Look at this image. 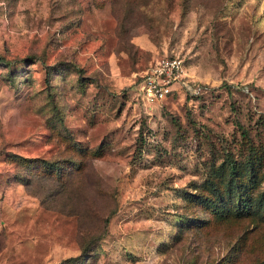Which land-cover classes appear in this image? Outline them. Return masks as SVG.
Listing matches in <instances>:
<instances>
[{"label":"rangeland","instance_id":"1","mask_svg":"<svg viewBox=\"0 0 264 264\" xmlns=\"http://www.w3.org/2000/svg\"><path fill=\"white\" fill-rule=\"evenodd\" d=\"M0 264H264V0H0Z\"/></svg>","mask_w":264,"mask_h":264},{"label":"built area","instance_id":"2","mask_svg":"<svg viewBox=\"0 0 264 264\" xmlns=\"http://www.w3.org/2000/svg\"><path fill=\"white\" fill-rule=\"evenodd\" d=\"M140 81V95L148 101H159L180 91L195 95L203 90L200 83L189 78L179 56L156 59L141 74Z\"/></svg>","mask_w":264,"mask_h":264},{"label":"trees","instance_id":"3","mask_svg":"<svg viewBox=\"0 0 264 264\" xmlns=\"http://www.w3.org/2000/svg\"><path fill=\"white\" fill-rule=\"evenodd\" d=\"M251 201L249 200L247 195H243L239 197V206H236V212L240 216H248L256 211L251 207Z\"/></svg>","mask_w":264,"mask_h":264}]
</instances>
